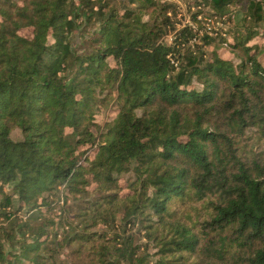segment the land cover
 <instances>
[{"label":"trees","instance_id":"trees-1","mask_svg":"<svg viewBox=\"0 0 264 264\" xmlns=\"http://www.w3.org/2000/svg\"><path fill=\"white\" fill-rule=\"evenodd\" d=\"M196 1L239 64L190 27L165 43L166 0H0V264H264V0ZM93 182L77 228L50 218Z\"/></svg>","mask_w":264,"mask_h":264},{"label":"rangeland","instance_id":"rangeland-1","mask_svg":"<svg viewBox=\"0 0 264 264\" xmlns=\"http://www.w3.org/2000/svg\"><path fill=\"white\" fill-rule=\"evenodd\" d=\"M166 1L172 5V8L169 10V17L171 18V22L177 30L175 33L169 34L163 39L165 43L171 45L173 37L177 32L183 30L185 27H190L193 30V34H196L198 36V40L202 39L205 36L211 37L212 39H216L212 47L206 48L208 54H211L213 53V51H216L219 57H221L223 60L230 61L234 65L239 64L238 57L241 56V52L238 48H234V46H236L239 41L241 43H244L245 40L241 38L240 33L238 34L237 38L234 37L237 31L235 28L234 21L230 20L232 18L227 16L220 19L219 17L212 16L213 13L211 12V10H209V8H204L199 11L203 7L199 6L196 0ZM198 12L201 13L198 14ZM86 38L87 37L83 38L82 36H80L79 32L74 41V46L76 47V44L77 46L82 44L83 39ZM50 42H53V40H50ZM260 43H263V41H261L260 36L254 37L252 41L247 42L245 47L249 49L251 47H255V45H259ZM79 49H85V41L84 45L79 46ZM109 63L112 66H115V62L112 60H109ZM113 110L115 109H113V105L111 104L109 109H101L94 118L96 128H93L92 131L97 136L96 145L101 142L100 136L104 132L106 125H108V123H110L114 118L115 111ZM13 139L17 141L20 140L19 132L15 131V133L13 134ZM82 149L90 150L91 148L88 144L87 146L82 147ZM128 178H131V176L122 177L119 185L121 187L128 186ZM86 191L87 193H82L80 196H77V199L74 196L67 195L63 192V190H61L60 194L55 197V205H57L56 209L53 212L55 214L53 215L51 213V215H49L50 218L57 220V215L61 214L62 217H65L67 219L69 218L72 228H77L78 222L76 220V215H78L79 209L86 207L88 204L101 197V195L98 193V185L94 182L91 183L88 188H86ZM125 193H127V189L120 191V195H124ZM100 227L93 228V231L101 230ZM105 231L109 232L112 235L117 234V236L129 235L134 232L130 227L125 229L119 223H116L111 228H105ZM59 234L61 235V231L59 232ZM67 256L68 251L66 250L65 254L61 256L62 261H64L65 263H68Z\"/></svg>","mask_w":264,"mask_h":264}]
</instances>
